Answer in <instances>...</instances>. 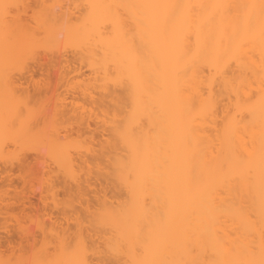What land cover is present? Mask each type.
Segmentation results:
<instances>
[{
    "label": "bare ground",
    "instance_id": "obj_1",
    "mask_svg": "<svg viewBox=\"0 0 264 264\" xmlns=\"http://www.w3.org/2000/svg\"><path fill=\"white\" fill-rule=\"evenodd\" d=\"M18 1L0 0V157L9 139L44 146L67 177L83 168L57 126L38 129L41 118L33 127L47 90L20 96L7 77L38 48L73 49L113 102L100 104L111 108L103 120L110 138L100 152L103 176L119 190L116 202L104 197L97 209L106 257L264 264V0H74L68 11L64 0H39L32 27L9 18L8 6ZM64 104H42L44 122L70 116ZM83 210L73 233L56 226L65 216L55 224L52 212V226L41 210L50 228L42 224L45 237L27 264H91L81 227L86 213L89 221L96 214ZM2 257L0 264H11Z\"/></svg>",
    "mask_w": 264,
    "mask_h": 264
},
{
    "label": "rangeland",
    "instance_id": "obj_2",
    "mask_svg": "<svg viewBox=\"0 0 264 264\" xmlns=\"http://www.w3.org/2000/svg\"><path fill=\"white\" fill-rule=\"evenodd\" d=\"M37 2L39 3V0H24V2L18 1L16 4H10L8 6V11L10 13L9 18L11 19L13 17H20L24 24L27 23L31 27L34 26L35 24L33 22L32 16L34 15L33 13L36 12V10L38 11L39 6L37 5ZM65 2H67L68 4ZM72 2H74V0H64V7L66 8L64 9V11H68V9L70 8L68 7L69 4L72 7ZM77 15L78 14L76 13L74 16ZM74 16H72L73 20ZM42 50L43 49L39 50L38 48L36 52L34 51L35 55H31V58L26 59L27 62L25 61V65H19L18 67L14 68L15 70L9 72L7 77H9L10 80L12 79L11 81L13 83L15 82V87L17 88L16 90L19 91L18 95L20 96L27 95L26 97L32 96L31 98H35L38 97L37 94H39V90H41V93L42 90H47V92H45L48 95L44 94L45 92H43L41 95L42 98L41 96H39L38 99L36 98L38 101L39 99H41L42 101L40 100V103L37 104V107L35 106L38 110V114L36 115V120L34 119L32 121L33 127L39 124V126H37L38 129L43 128L45 125L48 126L49 129L51 127L50 123H52V126L54 125V127L57 126L60 135L63 137L67 136L66 139L73 143V146L75 148L70 149V155H72V157L76 159L77 162L80 161L79 164L76 165L83 168H76L77 170L74 174V178L67 177L60 169H58L57 164L51 158L50 153L47 151L48 149L42 148L44 146H41L38 143L34 145H24L22 142H13V140L9 139L6 140L3 146V151L6 150V152H3L2 156L0 157V185L2 186L0 188V198L2 199H0V209H3L4 212L1 213L2 215H0V242L4 243H0V255H4V258L2 257V259L4 260L8 259L7 261H9L11 259V264H14L16 262L17 259L15 258L17 256L20 257L23 255L21 258L17 257V261L22 264L29 263L32 258V249L34 247L40 248L42 240L45 237V234L43 232L44 230H42V228L44 227V225L47 226V228H50L48 226L52 225V223L50 224V221L52 222V219L50 217H52L53 213L55 215L59 210V212L57 213L58 215L62 210V215L61 213L58 216L53 215V222L55 223V221L57 220L55 223L57 224L58 221L60 222L62 217L65 216L63 220H61V222L56 226L62 227L64 224V227L62 228L68 229L69 227H73L71 229H73L74 232L75 225L79 223L78 219L76 220V218H82V216L80 215L84 214L83 209H85L86 206H90V208H92L91 211H94L96 215L94 219L89 221V219L87 218L88 213H86L83 220V225L81 227L82 238L85 247H87L89 250L90 247L92 249V252L89 251L88 254L89 261L91 264H119L112 257L111 259H108L106 257L103 239L105 237V229L98 223L97 220V209L99 208L98 204L100 203V200L102 202L105 197L111 202H116L117 198L115 197V195L117 196V193H119V190L117 188H114L113 184H110L109 181H105L103 176V168L105 166V163L100 157L101 147L104 146L106 140L110 139L108 136V125L105 124L103 120L104 113L111 108L109 105L105 104H113V102L110 98H103L105 96V91L102 88L97 87L100 85V83L96 82L95 80L97 76L95 77L90 68L78 61L79 55L77 51H74L73 49H66V51L64 50V52L62 50V53L60 54H54L51 52H44ZM61 55L62 57H60ZM57 56L60 58H57ZM56 61H62V63L60 65H57ZM10 80L7 79L6 84H10ZM1 82L4 83L5 81ZM81 85L84 87L87 85L88 88L91 87L87 91L88 94H82L81 89H83L84 87H82ZM47 88L51 90V94H49L50 91L48 92ZM35 93L37 94L35 95ZM43 94L45 97L43 96ZM59 98L64 100V105L66 106L65 108L67 111H69L70 116H67V118H62V116L60 115V117L62 118L61 119L58 115L57 117L55 116V118H49L47 119L49 121L45 120L44 122V119H46V117L43 118V116L46 115L45 113H41V111L43 110V107H41V105L44 104V107L53 105ZM104 100L105 106H101L100 104ZM31 107L34 106L31 105ZM39 119L43 120L44 124ZM78 119L80 120V122ZM50 120L53 122H51ZM36 122L41 123L36 124ZM37 127H35L34 129L35 131L37 130ZM33 146H36L37 149L35 147L33 148ZM25 148L28 149L26 150ZM14 149L16 150V152H14ZM10 151L13 152L11 153ZM13 155H15V158H13ZM81 162H84L85 164H82ZM20 163L22 165H26L25 167L27 168V172H30V170L32 171L33 169V171L31 172L32 174H27L24 170L22 171L21 169H24L25 167H22ZM27 165L29 166V169L31 168V166H34L29 170ZM24 172L26 174H24ZM23 178H25V180ZM53 179H55L54 182L52 181ZM51 181L53 184L56 183V185H58V188L56 186L52 187L50 192L49 189L51 185L53 186V184H50ZM46 182L47 185H45ZM57 182L60 183L57 184ZM45 187H47L46 190ZM77 187H80L81 189L79 188L78 190ZM53 188H56V192L53 191ZM65 188H67L70 193H67ZM77 191L79 193L83 192L81 197L78 196L81 194H78ZM76 192L78 195L76 194ZM70 194L72 195V197H70ZM30 204H32L33 206L31 205L30 207ZM24 206L26 207V209ZM40 208L42 211L39 210ZM63 210H66L67 213H64ZM40 211L45 213L50 219V225L48 224V218L46 219V216L43 215V219L40 218L42 216V213H40ZM75 211L79 212L75 213ZM63 213L66 215H63ZM67 214L69 215V217ZM26 215L32 218L30 219V217L28 218L26 217ZM23 216L25 217V220ZM21 217L23 218L21 219ZM54 217H58V219L60 220H58L57 218L55 219ZM43 220H45L48 225H46V222ZM43 223L44 225H42ZM67 225L69 226L67 227ZM18 227L21 230H19ZM73 232L72 230H70L69 233ZM22 234L24 235L25 240H22ZM37 239L40 241L39 245ZM6 242L8 244L11 242L12 245L10 246L6 244ZM33 242H35V244ZM20 243L22 245H20ZM29 245L31 248H29ZM14 246H17L16 248L18 252ZM23 246L25 247V250H23ZM21 249L25 253L21 252ZM8 254H11L12 258ZM6 255H8L10 259H5ZM13 255L16 257L14 258ZM23 257L24 260L22 261ZM12 259L14 262L12 261ZM18 262H16V264H19Z\"/></svg>",
    "mask_w": 264,
    "mask_h": 264
}]
</instances>
